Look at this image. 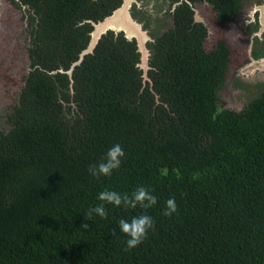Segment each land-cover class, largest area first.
Returning a JSON list of instances; mask_svg holds the SVG:
<instances>
[{
	"label": "trees",
	"instance_id": "16d2710c",
	"mask_svg": "<svg viewBox=\"0 0 264 264\" xmlns=\"http://www.w3.org/2000/svg\"><path fill=\"white\" fill-rule=\"evenodd\" d=\"M9 1L23 11L30 46L10 130L0 133V264H264V90L238 111L219 107L231 53L223 41L205 50L192 10L208 2L227 25L243 0L179 6L172 27L146 44L147 79L136 41L112 31L68 74L93 23L123 0ZM115 144L121 167L90 176ZM139 186L155 206L106 205L107 219L85 218L102 190ZM173 196L178 212L165 217ZM142 213L154 228L126 251L118 222Z\"/></svg>",
	"mask_w": 264,
	"mask_h": 264
},
{
	"label": "rangeland",
	"instance_id": "374dc122",
	"mask_svg": "<svg viewBox=\"0 0 264 264\" xmlns=\"http://www.w3.org/2000/svg\"><path fill=\"white\" fill-rule=\"evenodd\" d=\"M161 1L135 0L132 4L137 13L140 11L136 6L148 9L136 18L148 20V35L152 38L160 37L172 26L168 15L163 13L167 3ZM195 7L198 21L206 25L208 31L205 50H212L223 41L231 53L229 74L218 92L219 107L238 111L264 90V58L255 59L252 55L254 51L264 50V0H243L241 10L227 25L217 23L216 13L209 4L197 3ZM29 46L23 11L9 0H0V133L10 130L7 118L18 103L22 77L29 68Z\"/></svg>",
	"mask_w": 264,
	"mask_h": 264
},
{
	"label": "clouds",
	"instance_id": "9594fccd",
	"mask_svg": "<svg viewBox=\"0 0 264 264\" xmlns=\"http://www.w3.org/2000/svg\"><path fill=\"white\" fill-rule=\"evenodd\" d=\"M124 157L125 152L122 146L115 144L107 150L98 163L90 165L87 171L90 176L96 179L111 176L114 170H118L121 167V161ZM97 200L100 203L88 209L85 215L86 219L89 220L93 215L107 219L108 211L106 205L125 209H136L139 206L146 210L158 203L157 197L145 186H139L131 193H120L106 188L98 193ZM177 212L178 206L173 196L165 202L162 215L171 217ZM154 223L153 218L146 213L134 216L130 220L120 219L118 222L119 229L127 237L125 250L134 249L141 244L147 237L148 232L154 228ZM83 227L87 229L88 226L83 225Z\"/></svg>",
	"mask_w": 264,
	"mask_h": 264
},
{
	"label": "water",
	"instance_id": "95a60500",
	"mask_svg": "<svg viewBox=\"0 0 264 264\" xmlns=\"http://www.w3.org/2000/svg\"><path fill=\"white\" fill-rule=\"evenodd\" d=\"M133 3H135V0H123L120 7L115 9L109 16L98 23H93L90 42L80 54L79 61L68 71L69 76H71L74 66L79 65L86 54L93 52L100 38L108 31H112L114 33H123L124 37L129 41H136L137 50L140 53L139 67L143 70L144 78L147 79L149 51L146 44L152 39L147 31L142 28L141 24L132 18L131 8Z\"/></svg>",
	"mask_w": 264,
	"mask_h": 264
},
{
	"label": "flooded vegetation",
	"instance_id": "af4514ba",
	"mask_svg": "<svg viewBox=\"0 0 264 264\" xmlns=\"http://www.w3.org/2000/svg\"><path fill=\"white\" fill-rule=\"evenodd\" d=\"M187 0H162L161 1V3H167V8H165V10L163 11V13L164 14H167L168 15V19H170V21H171V24L173 25V15L175 14V12L177 11V8L179 7V6H181L184 2H186ZM187 3H189V2H187ZM197 3H207V4H209L208 2H195L194 4H193V6H192V10H193V12H194V19H195V21L196 22H199V23H202V22H200V21H198V17H197V14H198V12H197V10H196V4ZM211 7H212V5L211 4H209ZM134 7V8H133ZM137 8H138V12L139 13H142V12H144L145 10H147L148 11V9L146 8V7H141V5L140 6H136ZM163 7H164V5H163ZM136 8V9H137ZM212 9H213V7H212ZM132 10H133V12H134V14H135V16L137 17L138 15H139V13H137L136 11H135V6H132V8H131V15H132ZM214 11V10H213ZM215 12V11H214ZM134 18V17H133ZM135 19V18H134ZM136 20H137V22L139 23V24H141V26H142V28L145 30V31H147V33L149 34V31H148V27H149V25H148V20H146L145 18H143V20H141V19H139L138 20V18H136ZM144 24H147V28H144ZM203 24V23H202ZM255 24H258V23H255ZM204 25V24H203ZM205 27H206V25H204ZM172 27V26H171ZM206 29H207V27H206ZM169 30V29H168ZM168 30H164V32H163V34L164 33H166ZM162 34V35H163ZM207 35H208V31H207ZM161 36V35H160ZM151 37V36H150ZM207 37V36H206ZM151 41H153V39L154 38H152L151 37ZM206 39V38H205ZM258 40L259 39H255V41L256 42H258ZM205 41V40H204ZM252 55H253V53H252ZM254 57V56H253ZM261 58H264V56H260V57H258V58H255V59H261Z\"/></svg>",
	"mask_w": 264,
	"mask_h": 264
}]
</instances>
